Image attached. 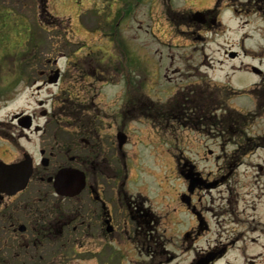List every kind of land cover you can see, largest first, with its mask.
<instances>
[{"label":"flooded vegetation","instance_id":"flooded-vegetation-1","mask_svg":"<svg viewBox=\"0 0 264 264\" xmlns=\"http://www.w3.org/2000/svg\"><path fill=\"white\" fill-rule=\"evenodd\" d=\"M111 1L109 26L115 13ZM226 1V11L240 17L241 27L264 22V0ZM219 4L212 0L195 9L177 10L164 6L160 13L168 22L171 37L189 39L190 56L209 57L204 45L222 27ZM153 6L154 1L150 13ZM5 11L7 21L23 18ZM82 18L80 14V21ZM101 19L99 16V23ZM118 25L119 21L115 31ZM25 30L29 31L28 27ZM259 31L263 38L264 31ZM242 36L240 50H224L230 56L227 58L235 59L239 51L244 55L251 52L243 47L249 34ZM12 44V48L5 45L7 55L17 53L13 47L19 45ZM261 49L264 44L256 51L263 52ZM119 54L118 50L115 56ZM184 56L183 50L176 48L170 60L176 62L173 71L196 67ZM16 60L12 65L0 63L1 103L5 107L23 93V85L34 88L38 96L41 89L58 84L63 76L54 59L36 64ZM126 62L96 63L98 70L93 75L114 87V79L104 73L111 67L110 78L117 80L113 82L117 87L124 76L120 90L124 96L90 95V87L82 80L78 84L83 95L66 89L58 95L59 103L52 94L45 99L37 97L32 110L21 108L6 115L3 124L10 127L9 134L33 136L38 148L36 156L24 151L19 159L7 161L0 151L4 162L31 159L24 187L11 192L0 189V264H264V175H259L264 162L250 159L248 164L243 160L248 153L264 149V144L253 142L252 137H245L247 142L242 143L238 136L243 130L219 127L215 105L225 101L216 97L214 86L206 79L185 83L184 91L177 89L178 82L175 95L165 99L171 100L169 104L161 96L142 94L147 107L133 112L136 95L128 96V89L137 87L126 72ZM246 64L245 71L263 78L262 69ZM56 71L57 79L52 81ZM160 71L156 67L154 77ZM154 82L158 83L157 79ZM150 87L152 82L147 85ZM169 119L175 132H168ZM134 122L140 127L133 126ZM168 134L188 147V155L175 154L177 176L184 186L181 191H168L162 172L148 179L140 175L144 160L154 157L161 162L167 156L163 144ZM0 141L11 145L2 134ZM249 167L255 168V176L248 175ZM61 169L67 172L66 192L55 187Z\"/></svg>","mask_w":264,"mask_h":264},{"label":"rangeland","instance_id":"rangeland-1","mask_svg":"<svg viewBox=\"0 0 264 264\" xmlns=\"http://www.w3.org/2000/svg\"><path fill=\"white\" fill-rule=\"evenodd\" d=\"M153 1L154 6L151 8L150 13V6ZM157 1L160 2L155 0H114L115 13L111 20L113 24L110 23V29L106 20L110 19L112 13L111 0H44L40 2L41 5L38 0H0V13L2 14H0V17L2 16L0 18V35L1 33L4 34L2 40L4 42H0V63L2 65H12L17 62L16 59L18 58L21 60L20 63L28 64L47 62L48 59L50 61L54 59L63 74L58 84L41 89L38 96L34 88L26 86V84L23 85V93L17 99L10 101L6 107L1 103V100L4 99V93L3 96L0 93V134L11 141V145L0 141L1 156L4 160L19 159L24 151L36 156L38 148L32 140L33 136L26 138L25 136L20 137L18 133L9 134L10 132L7 129L10 127L5 126L3 121L10 111H18L21 108L30 111L35 106L37 97L45 99L51 94L52 98L58 97L66 89H75L72 93L83 95L84 93L78 84L82 80L86 81L85 84L90 87V95L113 97L118 93L119 96H124V93H120L124 84V76L121 77L120 84L117 87V84H113L117 80L110 78L111 67L107 66L104 73L109 77V80L114 79L111 83L114 87L110 83L101 82L100 79L96 80L98 77L93 78L95 70H98L96 63L106 61L111 65L117 61H129L126 62L129 68L126 69V72L129 73L132 85L134 84L137 89L130 87L128 96L136 95L134 96L135 109L133 111L135 113L142 106L147 107L142 94H150L152 97L161 96L165 100L167 97L175 95L173 90L177 87L178 82H181V85L177 89L180 90L179 87H182L184 91L186 89L185 83L199 82L206 79L209 81V86H215L216 97H221L222 101H226L223 104L216 103V109L221 106L222 112L225 111V114H228L229 106H232L246 114L245 119H242L243 121L230 118L233 125L229 123L230 127L227 130L241 126V129L246 131L247 134H264V49H261L263 52L256 51V48L264 44V37L262 38L259 31H264V22H249L246 28L241 27L242 20L240 17L235 13L226 11L224 5L227 1L218 0L219 5L222 6V13L219 18L222 27L220 26L221 29H217L216 33H212L208 43L204 45L209 57H194L190 56L192 50L190 49V41L186 36L182 37V40H180V37H171L170 28L167 26L168 22L160 13V9L165 8L164 6L171 7L170 10H177L182 7L195 9L211 3L212 0H168V3H166V0ZM99 5L100 10L98 11ZM5 10H9L13 15H20L23 18L18 22L7 21L3 17L6 13ZM82 12L84 18L80 21L79 16ZM120 15H123L122 18H119ZM99 16L103 17V20L101 19L103 23L101 21L99 23ZM118 21V29L115 31L114 25ZM27 26L29 31L26 32ZM256 27H259V29L257 30ZM7 30L15 35H9ZM245 32L249 36L244 39L243 47L251 50V52L244 55L242 51H239V56L235 59L227 58L229 55H226L224 50L226 48L240 50L238 44L241 43L240 38L243 37L242 35ZM165 33L167 37L164 36ZM165 41H172V44H167ZM6 42L7 44H5ZM175 42L177 43L176 47ZM12 43L19 45L13 47L17 49V53L7 55V52H4L5 45H7L6 48H12L11 46H14ZM176 48L181 53L183 50L186 55L184 58L188 64H191L192 60L196 65L193 71L186 69L173 71L176 62L175 59L173 62L170 60L171 55L176 52ZM197 48H200V46L198 45ZM118 50L120 54L116 57L115 54L118 53ZM8 52L10 51L8 50ZM207 61H210V63ZM170 62L172 64L165 70L164 66ZM246 63H252L260 67L263 78L245 71L248 65ZM156 67L161 68V71L154 77ZM184 68L187 67L184 65ZM155 79L158 83L154 82ZM133 80L137 83L135 84ZM149 81L152 82V88H147ZM256 82L259 83V91L249 94L248 90L251 91ZM229 85L234 88V91L238 90L239 93L230 94L226 89ZM18 86L21 87L22 85L19 84ZM241 90L247 92L240 93ZM56 101L59 103V97L55 99ZM165 101L167 104L171 102L169 99ZM216 112L220 113L221 111ZM131 117L135 118L137 116L131 114ZM234 121L237 122L234 123ZM241 121L243 122L242 125L238 123ZM172 122L169 119L168 132H175V129H172L174 127ZM132 124L136 128L140 127L136 122ZM220 126H222L221 123ZM176 135L177 133L174 134V136ZM168 136L167 142L163 144L167 156L161 162L155 161L154 157L153 159L144 160L140 175L148 179L151 175L162 172L166 175L168 191H181L184 186L177 176L175 154L180 151L184 155H188V147L185 141H175L171 139L169 134ZM137 146L138 142L136 141L135 147ZM171 153H173V157H171ZM250 159L252 162H264V149H257L243 158L248 164L251 162ZM247 171L248 175H256L255 168L249 167ZM259 175H264V170L259 172Z\"/></svg>","mask_w":264,"mask_h":264},{"label":"water","instance_id":"water-1","mask_svg":"<svg viewBox=\"0 0 264 264\" xmlns=\"http://www.w3.org/2000/svg\"><path fill=\"white\" fill-rule=\"evenodd\" d=\"M57 78V73L51 79L55 81ZM31 171L30 159L25 158L17 163L6 164L0 161V189L6 192H11L22 188L29 176ZM58 180L56 182V190L58 192H66V182L64 179L67 176L65 169H61L58 173ZM190 176V174L188 175Z\"/></svg>","mask_w":264,"mask_h":264}]
</instances>
